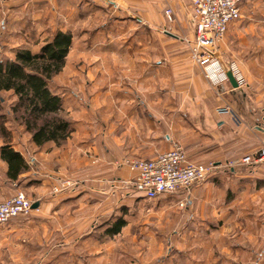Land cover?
Here are the masks:
<instances>
[{
  "label": "crops",
  "instance_id": "crops-1",
  "mask_svg": "<svg viewBox=\"0 0 264 264\" xmlns=\"http://www.w3.org/2000/svg\"><path fill=\"white\" fill-rule=\"evenodd\" d=\"M159 1L165 4V9L171 10L174 19H178V15L187 16L184 2ZM49 2L54 4L50 15L56 13L57 23L52 16L48 18V14L47 18L39 20L40 9L43 12L46 8L43 6ZM121 3L125 1L26 0L17 4V10L14 3L4 4L7 5L5 9L0 6V18L7 13L20 15L28 11L33 38H39L43 28L52 31L50 40L56 32L71 34L72 44L78 38L87 41L85 36L88 34L91 40L96 36L97 40H108L105 30L110 28L112 50L103 51L102 55H111L113 63L111 67L106 66L113 72L106 82L104 79L96 83L86 81L78 86L80 94L70 86L73 83L63 87L65 94L55 93L60 95L65 119L73 128L66 142L58 146L52 143L33 146L32 166L20 149L10 144L25 159L28 171L15 179H7L5 166L0 161L4 176L0 179V190L5 186L10 188V185L25 191L33 188L40 198L35 202L38 204L36 209L26 217L12 219L7 224L8 229L25 231L38 223L47 241L52 234L49 222L61 215L56 213L58 211L51 213V207L56 209L59 204L79 203L85 199L92 234L100 231L106 234L105 237L112 238L124 231L125 217L133 205L146 200L133 189L130 181L133 174L121 162L134 158L151 159L178 144L185 149L190 161L214 163L213 172L203 183L180 191L181 195L177 192L169 196L186 200L199 196L198 207L204 212L201 238L204 260L208 264H264V164L235 163L237 158L257 154L264 148V107L258 118L249 109H237L231 98L241 90L232 89L228 83L211 88L196 65L178 56L169 60L164 54V46H147L148 19L144 14L139 18H119L110 14V11L119 12ZM249 13H253V9ZM91 14L96 19L94 24L97 22L95 28L80 29L88 24ZM152 17L157 23L164 21L159 13ZM131 24L142 26L145 31L142 33L135 27L132 30ZM155 35L160 37L158 32ZM134 38L145 45L138 49L131 46ZM120 40L128 41L117 45ZM140 50L145 53H140V60H134L133 51ZM101 68L106 71L105 67ZM66 69H62L63 75H66ZM79 70L80 74L81 71L89 74L96 69L82 66ZM172 83L176 86L186 83L190 89L182 91L183 87H180L179 91H167V86ZM241 104L244 105L242 101ZM65 179H75L74 188L57 194L50 192V196L42 193L47 186L49 191L55 187L56 180ZM119 221L122 223L120 230L112 235ZM78 229L66 231L63 227L56 233L60 237L57 245L51 248L81 245L78 238L71 242L68 239Z\"/></svg>",
  "mask_w": 264,
  "mask_h": 264
},
{
  "label": "rangeland",
  "instance_id": "rangeland-1",
  "mask_svg": "<svg viewBox=\"0 0 264 264\" xmlns=\"http://www.w3.org/2000/svg\"><path fill=\"white\" fill-rule=\"evenodd\" d=\"M22 1L26 0L6 1L0 3V6L5 9L7 5L4 4L14 3L13 6H16L14 9L17 10V4ZM124 1L126 4L121 3L122 9L119 12L110 11L112 16L139 18L144 14L148 19L147 46H164V54L169 60L173 56H178L181 60L196 65L190 55V44L193 42L194 33L190 24H188V16L178 15L179 18L174 19L171 14V19L167 18L164 14L167 10L165 9L166 6L159 0ZM243 3L241 6L242 17L228 27V32L224 38L216 44L215 52L224 66L235 63L239 73L245 79L243 89L238 94L233 95L231 101L232 99L235 100L237 109L246 111L249 109L258 118L264 107V0H246ZM53 5V2L52 4L49 2L48 5L46 3L43 6H46L43 12L40 9V21L43 20L42 17L47 18V14L48 18L52 16L53 20L57 21L55 18L56 13L50 15ZM251 9H253V13H249ZM23 13H20V15L16 12L13 15L7 13L0 18V61L12 59V52L21 47L37 53L38 49L50 40L52 31H46L43 28L41 30L43 33L39 35V38H33L29 22L30 16L26 14L28 11ZM158 13L161 17H164L162 23L153 20V14ZM89 16L88 24L81 26L80 29L92 30L95 28L97 23L94 24L95 17L93 18L92 14ZM86 22L85 19L84 23ZM23 26L26 27L22 28ZM133 27L135 25L131 24L132 30ZM135 28L136 30L140 29L142 33L145 31L142 26L141 28L137 26ZM80 29L77 30V34H79ZM105 31L109 35L108 40H97V36L95 40H91V36H88L90 34L87 33L88 35L85 36L87 41H79L80 38L73 41L64 66L68 68L66 69V75H63L61 70L48 81V88L51 92L65 94L63 87L73 83L70 86L75 88L74 92L80 94L77 89L82 83H86V81L88 83L101 82L102 79L105 81L113 76V72L107 69V67L113 65L112 56L102 55L103 51L110 52L112 50L110 28ZM155 32H158L160 37H157ZM169 33L173 36L168 35ZM117 38L121 37L118 36ZM127 41L120 40L117 45H123ZM131 43V46L136 47V49L145 45L137 38L132 39ZM98 51H101V53ZM142 52L141 50L133 51V59L140 60V53ZM82 66L96 70H92L93 72L89 74L81 71L80 74L79 68ZM101 67H105L106 71ZM201 74L203 75L202 70ZM203 77L207 81L204 75ZM207 82L210 85L209 81ZM180 87H183L182 91L190 89V86L186 83L179 86L172 83L167 86V91H179ZM210 87L216 88V86L212 87L211 85ZM241 101L244 105L241 104ZM15 102L16 99L10 96L9 93L0 92V147L4 143L12 144L15 148L20 149L21 154L25 156V159L31 165L34 164L32 158L35 148L31 144L29 135L20 124L19 115L14 114L11 110ZM63 116L66 118L64 112ZM257 122L259 121L257 120ZM19 145H22V147H18ZM243 157L237 158L238 161ZM125 161H122L121 164H125ZM238 161H235V163ZM196 163L212 164L213 169L211 172L214 170L212 161ZM1 178L4 179L0 163ZM56 182L55 187H58L59 191L54 192L55 187H52L49 191L50 188L47 186L42 193L50 196V192L52 194L65 192V189L68 191V189L74 188L73 185L76 184L75 179L56 180ZM67 183H69V186H66ZM17 191H20L32 204L40 198L33 188L25 191L23 188L10 185V188L5 186L0 190V202L9 199ZM178 193L181 195L180 191ZM169 196L162 195L156 200H144L139 201V205L134 204L125 217L124 231L112 238L105 237L106 234L100 231L92 234L91 221L87 220L89 210H87L85 199H81L79 203L59 204L56 209L51 207V213L58 211L56 213L61 215L56 216V220L49 222L48 228L52 234L49 235L47 241L45 233H43L42 228L38 227V223L33 224V227H28L25 231L17 232L11 231L7 225H4L0 227V264H208L207 260H204L202 252L203 242L201 238L204 234L202 225L204 212L198 207L199 196L189 197L187 200L177 196H174V198ZM137 202L135 201V203ZM63 227L66 228V231H71L74 227L79 228L75 233L70 232L73 234L69 235L68 239L71 242V240L78 238L82 241L81 245L54 246V248H51V246L57 245L60 237L56 233ZM95 241L104 242L100 245H94Z\"/></svg>",
  "mask_w": 264,
  "mask_h": 264
},
{
  "label": "built area",
  "instance_id": "built-area-1",
  "mask_svg": "<svg viewBox=\"0 0 264 264\" xmlns=\"http://www.w3.org/2000/svg\"><path fill=\"white\" fill-rule=\"evenodd\" d=\"M11 0H0L5 3ZM187 6L189 24L194 33L190 44L191 59L201 68L203 75L212 87L227 84V74H232L237 89L242 90L245 79L235 63L224 66L217 53L216 44L228 31V26L241 17L240 6L243 0H180ZM171 19V10L164 12ZM225 112H228L225 110ZM242 165L258 166L264 164V148L261 152L247 155L238 161ZM133 176L131 185L135 192L152 201L162 195H173L188 190L193 185L203 183L213 169L212 164L194 163L188 160L185 149L174 144L170 151L158 153L151 159H132L123 164ZM69 186V183L66 184ZM62 188H64L62 186ZM59 191L55 187L54 192ZM32 202L17 191L9 199L0 202V227L12 219L26 217Z\"/></svg>",
  "mask_w": 264,
  "mask_h": 264
},
{
  "label": "trees",
  "instance_id": "trees-1",
  "mask_svg": "<svg viewBox=\"0 0 264 264\" xmlns=\"http://www.w3.org/2000/svg\"><path fill=\"white\" fill-rule=\"evenodd\" d=\"M71 44V34L56 32L37 53L21 47L12 52V59L0 61V92L16 99L11 110L19 115L20 124L34 147L46 143L58 146L73 131L63 116L60 95L48 88L49 79L64 68ZM0 161L5 166L7 179H15L28 171L25 159L10 144L0 147ZM121 224L120 221L115 224L112 235L119 232Z\"/></svg>",
  "mask_w": 264,
  "mask_h": 264
},
{
  "label": "water",
  "instance_id": "water-1",
  "mask_svg": "<svg viewBox=\"0 0 264 264\" xmlns=\"http://www.w3.org/2000/svg\"><path fill=\"white\" fill-rule=\"evenodd\" d=\"M227 74V80L228 84L231 86L232 89H237L236 83L234 81V78L232 77V74L226 73ZM38 207L37 203H33L31 206V209H36Z\"/></svg>",
  "mask_w": 264,
  "mask_h": 264
}]
</instances>
